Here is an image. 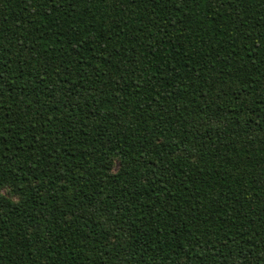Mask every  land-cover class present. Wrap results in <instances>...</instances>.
<instances>
[{
  "label": "trees",
  "instance_id": "1",
  "mask_svg": "<svg viewBox=\"0 0 264 264\" xmlns=\"http://www.w3.org/2000/svg\"><path fill=\"white\" fill-rule=\"evenodd\" d=\"M0 264H264V0H0Z\"/></svg>",
  "mask_w": 264,
  "mask_h": 264
}]
</instances>
